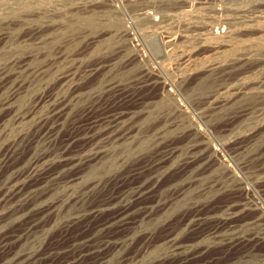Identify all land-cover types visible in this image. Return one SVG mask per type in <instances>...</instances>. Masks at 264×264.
Here are the masks:
<instances>
[{"label": "rangeland", "instance_id": "rangeland-1", "mask_svg": "<svg viewBox=\"0 0 264 264\" xmlns=\"http://www.w3.org/2000/svg\"><path fill=\"white\" fill-rule=\"evenodd\" d=\"M2 75L0 264H264V0H0Z\"/></svg>", "mask_w": 264, "mask_h": 264}, {"label": "bare ground", "instance_id": "bare-ground-1", "mask_svg": "<svg viewBox=\"0 0 264 264\" xmlns=\"http://www.w3.org/2000/svg\"><path fill=\"white\" fill-rule=\"evenodd\" d=\"M256 49H257V48H256ZM189 60H190V59H189ZM180 64H181V63H180ZM3 75H4V74H3ZM3 75L0 77V79L3 78ZM5 77H6V76H5ZM2 82H3V81L0 80V84H1ZM5 83H6V82H5ZM2 85H3V84H2ZM0 86H1V85H0ZM58 101H60V100H58ZM58 101H57V102H58ZM61 101H62V100H61ZM57 102H54V100H53V101L51 102V104H50V107H49V108H50V109H49V115H50V118H52V124H55V125H56L57 123H59L60 120H64L65 118H67V116H68L69 113H70V112H69V108H68V106H67V104H66L67 102H66V103H65V101H62V103H60V102L57 103ZM68 104H69V103H68ZM86 111H88V110L86 109ZM86 111H84V112H86ZM111 113H112V112H111ZM118 114H119V113H118ZM108 115H109V114H108ZM78 116H80V115H78ZM116 116H117V114H114V115H112V116H109V117H112V118H113V119H108L109 124H111V123H115V124H117V123H118V116H117V117H116ZM82 117H83V116H82ZM109 117H108V118H109ZM105 118H107V117H105ZM40 119H41V118H40ZM79 119H80V118H79ZM100 119H101V118H100ZM45 120H46V119H45ZM49 120H50V119H49ZM88 120H89V119H88ZM101 120H102V119H101ZM101 120H100V121H101ZM104 120H105V119H104ZM42 121H44V120H42ZM50 121H51V120H50ZM95 121H96V119H95ZM102 121H103V120H102ZM47 122H49L48 119H47ZM93 122H94V121H93ZM93 122H91V123H93ZM105 122H107V121L105 120ZM123 122H124V121H123ZM86 123H87V122H86ZM89 123H90V121H89ZM91 123H90V124H91ZM47 124H49V123H47ZM95 124H96V122H95ZM95 124H94V125H95ZM97 124H98V123H97ZM104 124H105V123H104ZM104 124H103V125H104ZM43 125H44V124L41 123V124H40V127H43ZM58 125H59V124H58ZM47 127H48V126H47ZM75 127H76V126H75ZM89 127H90V126H89ZM36 128H38V127H36ZM91 128H92V127H91ZM86 129H87V128H86ZM37 130H38V129H37ZM55 130H56V129L54 128V131H55ZM87 130H88V129H87ZM110 130H111V131H109V132H107V133L105 134V135L108 134V135L106 136L107 139L111 137L110 134H112V133H114L115 131H117L116 129H113V130L110 129ZM56 131H58V129H57ZM123 133H125V132H123ZM119 134H120V133H119ZM126 134H127V133H126ZM78 135H79V134H78ZM83 135H84V134H83ZM76 136H77V135H76ZM118 136H119V135H118ZM121 136H122V135H121ZM104 137H105V136H104ZM71 138H72V137H71ZM75 138H76V137H75ZM68 139H69V138H68ZM65 142H66V140H65ZM70 142H72V141H70ZM94 143H95V142H94ZM67 144H68V143H67ZM70 144H71V143H69L67 146H69ZM91 144H92V143H91ZM220 149H221V148H220ZM69 150L71 151V149H69ZM218 152H220L218 149H216V151H214L215 154L218 153ZM74 153H75V152H74ZM80 154H81V153H80ZM220 154H223V153H220ZM7 156H8V155H7ZM76 157H77V156L74 155L73 153H67V154L65 153V158L63 159V160H66V162H65V167H66V166H70V165H71V166H76L80 161L83 162V161L86 160V159H84V160L79 159L78 163L75 164V160H74V159H75ZM8 158H9V157H8ZM5 159H6V158H5ZM5 159H4V160H5ZM58 160H59V159H58ZM159 160H160V159H159ZM159 160H157V161H159ZM6 161H7V160H6ZM219 161H220V160H219ZM2 162H3V161H2ZM154 162H155V161H154ZM4 164H5V163H4ZM156 164H157V163H156ZM154 165H155V163H154ZM157 166H158V164H157ZM157 166H154L153 169L155 170V168H158ZM145 167H146V166H145ZM147 167H148V166H147ZM152 167H153V165H152ZM152 167H151V168H152ZM68 168H69V167H68ZM70 168H71V167H70ZM149 168H150V167H149ZM37 169H38V168H37ZM159 169H160V168H159ZM160 170H161V169H160ZM32 171H33V170H32ZM35 171L37 172L36 169H35ZM35 171H34V172H35ZM41 172H42V171H41ZM43 172H44V171H43ZM46 173H47V172H46ZM158 173H159V172H158ZM158 173H157V174H158ZM27 174H29V173H27ZM30 174H31V173H30ZM30 174H29V175H30ZM34 174H35V173H34ZM34 174H33V175H34ZM37 174H38V173H37ZM39 174H40V172H39ZM44 174H45V173H44ZM47 174H49V173H47ZM12 175H13V174H12ZM38 176H39V175H38ZM49 176H50V174H49ZM31 177H32V176H31ZM35 177H36V176H35ZM40 177H41V176H40ZM52 177H53V176H52ZM27 178H29V177H27ZM33 178H34V177H33ZM37 178H39V177H37ZM37 178H36V180L34 179V182H35V181L38 182V181H37ZM41 178H42V177H41ZM44 178H47V175H46V177H44ZM52 179H53V178H52ZM40 180H41V179H40ZM40 180H39V182H41ZM155 180H156V179H155ZM48 181H50V180H48ZM52 181H53V180H52ZM31 182H32V181H31ZM45 182H46V181H45ZM45 182H42V184H43V183L45 184ZM157 182H158V181H157ZM153 183H154V181H153ZM31 184H32V183H31ZM38 184H39V183H35V184H33L31 188L37 187ZM15 185H16V184H15ZM39 185H40V184H39ZM24 186H25V185H24ZM41 186H42V185H41ZM41 186H39V187H41ZM153 186H154V185H153ZM153 186H152V187H153ZM22 187H23V186H22ZM22 187H21V188H22ZM21 188L19 189L20 191L22 190ZM137 188H138V187H137ZM145 188H146V187H145ZM147 188H149V187H147ZM150 188H151V186H150ZM15 189H17V187H16ZM23 189H24V188H23ZM25 189H27L26 191H28V188H25ZM25 189H24V190H25ZM29 189H30V187H29ZM38 189H39V188H38ZM133 189H134V188H133ZM167 189H168V188H167ZM32 190H33V189H32ZM34 190H35V189H34ZM34 190H33V191H34ZM45 190H46V189H45ZM139 190H140V188H139ZM148 190H149V192L151 191L150 189H148ZM162 190H163V189H162ZM8 191H9V190H8ZM14 191H15V190H14ZM143 191H144V190H143ZM145 191H146V190H145ZM145 191H144V192H145ZM154 191H155V190H154ZM167 191H169V190H167ZM246 191H248V190H246ZM21 192H22V191H21ZM21 192H20V195H21ZM38 192H39V191H38ZM85 192H86V191H85ZM133 192H134V191H133ZM248 192H249V191H248ZM248 192H247V193H248ZM32 193H33V192H32ZM94 193H95V192H94ZM110 193H111V192H110ZM136 193H137V192H136ZM139 193H140V192H139ZM142 193H143V192H142ZM159 193H160V191H159ZM161 193H162V192H161ZM24 194H25V192H24ZM28 194H30V193H28ZM108 194H109V193H108ZM108 194H107V195H108ZM111 194H112V193H111ZM111 194H109V195H111ZM118 194H119V193H118ZM118 194H117V195H118ZM121 194H122V193H121ZM146 194H148V193H146ZM146 194H145V195H146ZM150 194H151V193H150ZM153 194H154V193H153ZM9 195H10V194H9ZM12 195H13V194H12ZM112 195H113V194H112ZM148 195H149V194H148ZM246 195H247V194H246ZM250 195H251V194H250ZM2 196H3V195H2ZM4 196H5V195H4ZM21 196H22V195H21ZM119 196H120V195H119ZM122 196H123V194H122ZM122 196H120V197H122ZM137 196H138V195H137ZM151 196H152V194H151ZM170 196H171V195H170ZM10 197H11V196H10ZM14 197H15V196H14ZM29 197H31V195H30ZM107 197H108V196H107ZM113 197H114V195H113ZM138 197H140V199H141V196H138ZM144 197H145V196H144ZM147 197H148V196H147ZM162 197H163V196H162ZM162 197H160V198H162ZM256 197H257V196H256ZM0 198H1V197H0ZM7 198H8V196H7ZM23 198H24V197H23ZM109 198H110V197H109ZM133 198H136V197H133ZM2 199H3V197H2ZM5 199H6V198H5ZM5 199H4V200H5ZM8 199H11V198H8ZM8 199H6V200H8ZM103 199H105V198H103ZM106 199H108V198H106ZM114 199H115V197L113 198V200H111V202H112V201L114 202ZM118 199H119V197H118ZM156 199H157V198H156ZM4 200H2V201H4ZM6 200H5V201H6ZM20 200H21V199H20ZM27 200H29L28 197H27L26 201H27ZM108 200H109V199H108ZM116 200H117V199H115V201H116ZM123 200H124V199H123ZM131 200H132V199H131ZM134 200H135V199H134ZM100 201H101V199H100ZM102 201H103V200H102ZM104 201H105V200H104ZM109 201H110V200H109ZM124 201H125V200H124ZM156 201H157V200H156ZM87 202H88V201H87ZM107 202H108V201H107ZM113 202H112V203H113ZM117 202H118V201H117ZM163 202H164V201H163ZM6 203H7V202H6ZM103 203H104V202H103ZM123 203H124V202H123ZM140 203H141V202H140ZM149 203H150V202H149ZM164 203H165V202H164ZM164 203H163V204H164ZM248 203H250V202H248ZM101 204H102V203H101ZM101 204H100V205H101ZM105 204H106V202H105ZM105 204H103L102 206H105ZM108 204H111V203H108ZM126 204H128V203H126ZM126 204H124V205H125L124 209L126 208ZM136 204H138V203H136ZM141 204L143 205L144 203H141ZM153 204H154V203H153ZM156 204H157V203H156ZM156 204H155V205H156ZM10 205H11V204H10ZM17 205H18V204H17ZM23 205H24V204H23ZM27 205H28V203H27ZM34 205H35V204H34ZM111 205H112V204H111ZM111 205H110V206H111ZM116 205H118V204H116ZM139 205H140V204H139ZM144 205H145V204H144ZM144 205H143V206H144ZM157 205H158V204H157ZM251 205H252V204H251ZM86 206H87V204H86ZM93 206H94V205H93ZM118 206H119V205H118ZM149 206H151V204H150ZM149 206H148V207H147V206H146V207H140V208H138L137 210H142V209H145V210H146V209H147V211L144 212V213H146V215H145L144 213L142 214V215H145V217H146L148 214H151V212H153V211H152L153 209L148 210ZM152 206H153V205H152ZM160 206H161V204H160ZM234 206H235V205H234ZM24 207H25V206H24ZM26 207H27V206H26ZM28 207H29V206H28ZM28 207H27V208H28ZM94 207H95V206H94ZM97 207H98V206H96L95 209H97ZM113 207H114V206H113ZM130 207H132V206H130ZM154 207H155V206H153V208H154ZM156 207H157V206H156ZM156 207H155V208H156ZM158 207H159V206H158ZM14 208H15V207H14ZM109 208H110V207H109ZM120 208H121V207H120ZM122 208H123V206H122ZM21 209H23V208H21V207H20L19 209L16 208V210H15V209H14V210L12 209L11 211L19 212V214H20V212L22 211ZM47 209H48V207H47ZM89 209H90V208H89ZM92 209H93V208H92ZM133 209H134V208H133ZM25 210H26V209H25ZM87 210H88V208H87ZM104 210H105V209H104ZM128 210H130L129 207H128ZM134 210H135V209H134ZM154 210H155V209H154ZM26 211H27V210H26ZM26 211L23 210L22 213L24 214V212H26ZM48 211H49V209H48ZM126 211H127V210H126ZM126 211H125V212H126ZM238 211H239V210H238ZM42 212H43V211H42ZM88 212H91V211H88ZM92 212H93V211H92ZM97 212H98V211H97ZM123 212H124V211H123ZM139 212H140V211H139ZM139 212H138V213H139ZM142 212H143V211H142ZM227 212H228V211H227ZM35 213H36V212H35ZM44 213H45V211H44ZM128 213H129V211H128ZM128 213H127V214H128ZM138 213H137V214H138ZM229 213H230V212H229ZM229 213H228V214H229ZM231 213H233V212L231 211ZM23 214H22V215H23ZM46 214H47V213H46ZM90 214H91V213H90ZM92 214H93V213H92ZM92 214H91V215H92ZM96 214H98V213H95V215H96ZM118 214H119V213H118ZM121 214H123L122 211H121ZM121 214H120V217H121ZM135 215H136V214H135ZM135 215H134V216H135ZM151 215H152V214H151ZM92 216H93V215H92ZM128 216H129V215H128ZM134 216H133V217H134ZM209 216H211V215H209ZM209 216H208V217H209ZM7 217H8V216H7ZM36 217H37V216H36ZM115 217H116V215H115ZM135 217H136V216H135ZM212 217H213V216H212ZM0 218H2V217H0ZM77 218H80V217H77ZM110 218H111V217H110ZM126 218H127V217H126ZM128 219H129V218L125 219L124 216H123L122 219H121V218L119 219V217H118V219H114V218H113L112 220H110V221L106 222L105 224H103V226H107L108 224L111 225V224H113V223H121L122 225H125V226H126V225L129 224V222H131V221H129ZM132 219H133V218H132ZM197 219H198V218H197ZM198 220H199V219H198ZM0 221H1V220H0ZM102 221H103V220H102ZM104 221H105V220H104ZM104 221H103V223H104ZM114 221H116V222H114ZM224 221H225V220H224ZM218 223H219V222H218ZM220 223H221V222H220ZM35 224H36V223H35ZM193 224H194V223H193ZM30 225L32 226V223H30ZM88 225H89V224H88ZM88 225H87V226H88ZM129 225H130V224H129ZM194 225H195V224H194ZM198 225H199V224H198ZM216 225H217V224H216ZM216 225H215V226H216ZM2 226H3V225H2ZM31 226H30V227H31ZM40 226H41V225H40ZM98 226H99V225H98ZM219 226H220V225H219ZM30 227H29V228H30ZM31 228H33V227H31ZM31 228H30V229H31ZM96 228L98 229V227H96ZM101 228H102V227H101ZM105 228H106V227H105ZM127 228H128V227H127ZM133 228H134V227H133ZM194 228H195V227H192V229H194ZM213 228H214V227H213ZM25 229H28V226H27V228L25 227L24 230H25ZM99 229H100V228H99ZM214 229H215V228H214ZM125 230H126V229H125ZM217 230H219V229H217ZM217 232H218V231H217ZM11 233H12V232H11ZM132 233H133V232H132ZM7 234H10V233H7ZM7 234H6V235H7ZM14 234H15V233H14ZM16 234H17V233H16ZM126 234H128V233H126ZM211 234H212V233H211ZM7 236H8V235H7ZM11 236H12V235H11ZM14 236H15V238H16V235H14ZM14 236H12L13 239H15ZM214 236H215V235H214ZM9 237H10V236H9ZM148 237H149V235H144V236L140 239L141 242H140V243L137 242L136 247L134 246V247H135V252H134L133 254H129V255L126 254V255L121 256V260H123V261H124V260H128V261H129V259H133V260L136 259V258L138 257V254H141V253H139V251L142 249L143 245L146 244V243L148 242V241L146 242V240L148 239ZM215 237H216V236H215ZM232 237H233V236H232ZM251 237H252V236H251ZM251 237H249V239H250ZM19 238H20V237H19ZM233 238H234V237H233ZM244 238H245V236H244ZM244 238H243V239H244ZM16 239H17V238H16ZM234 239H235V238H234ZM239 239H241V238H239ZM245 239H246V238H245ZM247 239H248V238H247ZM252 239H253V238H252ZM119 240H120V239H119ZM175 240H176V239H175ZM226 240H227V239H226ZM228 240H229V239H228ZM237 240H238V239H237ZM6 241H7V240H6ZM6 241H5V242H6ZM8 241H9V240H8ZM15 241H16V240H15ZM110 241H111V240H110ZM121 241H122L123 243L120 245V248H123V246H126V245L128 246V245H129L128 242L123 241L122 239H121ZM170 241H171V240H170ZM240 241H242V240H240ZM240 241H239V242H240ZM248 241H249V240H248ZM257 241H258V240H257ZM96 242H97V241H96ZM113 242H114V241H113ZM172 242H173V241H172ZM101 243H102V242H101ZM168 243H169V242H168ZM173 243H174V242H173ZM173 243H172V244H173ZM200 243H201V242H199L198 245H200ZM224 243L227 244L226 241H224ZM9 244H10V243H9ZM130 244H131V243H130ZM147 244H148V243H147ZM159 244H160V243H159ZM172 244H170V245H172ZM229 244H230V243H229ZM7 245H8V242L6 243L5 246H4V243H3V246H4V247L2 248L3 251L6 250V249H4V248H6ZM168 245H169V244H168ZM194 245H196V244H194ZM208 245H210V244H208ZM9 246H11V244H10ZM127 246H126V247H127ZM166 246H167V245H166ZM210 246H211V245H210ZM94 247H95V246H94ZM164 247H165V246H164ZM204 247H207V246H204ZM250 247H251V246H250ZM106 248H107L106 244L103 245V246H98L96 249L89 248V251H88V249H87L88 252H86L85 254H82V253L79 254V255L77 254L76 259H75V258H74V259L76 260V262H79L80 264H81V263L83 264L84 262H85L84 264H100V263L106 258V255H105V254L107 253V251H109V250H107ZM145 248H146V247H145ZM90 249H92V250H90ZM115 249H116V248H115ZM147 249H148V248H147ZM149 249H150V248H149ZM0 250H1V248H0ZM142 250H143V249H142ZM177 250H178V249H177ZM6 251H8V250H6ZM133 251H134V250H133ZM146 251H147V250H146ZM174 251H175V249H174ZM203 251H204V249H203ZM8 252H9V251H8ZM110 252H111V251H110ZM147 252H148V251H147ZM175 252H176V251H175ZM178 252H179V251H178ZM1 253H3V255L5 254V253L2 252V251H1ZM12 253H13V252H12ZM47 253H48V252H47ZM131 253H132V252H131ZM8 254H9V253H8ZM145 254H146V253L144 252L143 255H145ZM180 254H181V252H180ZM6 255H7V253H6ZM47 255H48V254H47ZM53 255H54V254H53ZM87 255H90V260H91L90 262L87 260ZM175 255H176V254H175ZM183 255H184V254H182V256H183ZM7 256H8V255H7ZM51 256H52V254L50 255V257H51ZM186 256H187V255H186ZM48 257H49V256H48ZM48 257H47V258H48ZM74 257H75V256H74ZM190 257H192V256H190ZM40 258H41V257H40ZM42 258H43V257H42ZM179 258H180V257H179ZM179 258H178V259H179ZM183 258H185V257H183ZM186 258H187V257H186ZM48 259H49V258H48ZM50 259H53V258L51 257ZM50 259H49V260H50ZM142 259H143V258H142ZM159 259H160V258H159ZM178 259L176 258V260H178ZM189 259H190V258H188V260H189ZM193 259H194V257H193ZM69 260H72V259H69ZM75 260H74V261H75ZM179 260H182V259L180 258ZM179 260H178V261H179ZM183 260H184V259H183ZM183 260H182V261H183ZM185 260H186V259H185ZM35 261H37V258L34 259L33 261H32V260L29 261L28 264H35ZM39 261H40V260H39ZM39 261H38V262H39ZM87 261H88V262H87ZM140 261H142V260H140ZM178 261H177V262H178ZM182 261H181V262H182ZM16 262H17V261H16ZM49 262L51 263V261H49ZM69 262H70V261H69ZM86 262H87V263H86ZM171 262H172V261H171ZM183 262H184V261H183ZM186 262H187V261H186ZM64 263H65V262H64ZM64 263H63V264H64ZM67 263H68V262H67ZM67 263H66V264H67ZM73 263H74V262H73ZM178 263H180V262H178ZM184 263H185V262H184ZM52 264H53V263H52ZM68 264H69V263H68ZM70 264H71V263H70ZM135 264H139V262H136ZM164 264H165V263H164ZM167 264H169V263H167ZM174 264H175V263H174ZM225 264H227V263H225Z\"/></svg>", "mask_w": 264, "mask_h": 264}]
</instances>
